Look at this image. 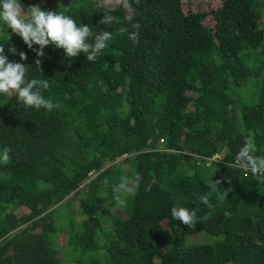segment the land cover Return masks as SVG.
Returning <instances> with one entry per match:
<instances>
[{
    "label": "trees",
    "instance_id": "1",
    "mask_svg": "<svg viewBox=\"0 0 264 264\" xmlns=\"http://www.w3.org/2000/svg\"><path fill=\"white\" fill-rule=\"evenodd\" d=\"M215 1L21 0L25 11L89 24L93 36L110 31L94 62L53 45L37 57L0 20L5 55L30 65L29 79H47L41 94L59 105L24 108L0 94V153L10 149L0 164V264H264V177L235 166L248 136L264 157V0ZM106 7L119 23H99ZM183 150L221 161L206 168ZM134 172L135 194L115 203L112 187ZM211 180L222 195L209 207L199 196ZM174 206L195 210V226L173 219Z\"/></svg>",
    "mask_w": 264,
    "mask_h": 264
},
{
    "label": "clouds",
    "instance_id": "2",
    "mask_svg": "<svg viewBox=\"0 0 264 264\" xmlns=\"http://www.w3.org/2000/svg\"><path fill=\"white\" fill-rule=\"evenodd\" d=\"M115 2L123 3L124 7L130 6L127 0H115ZM112 3L113 0H105L106 6H110ZM26 9L25 11V8H22L21 0H0V20L23 40L28 49L35 51L37 57H43L45 46L53 45L55 48L64 50L65 58H76L83 53L88 61L94 62L96 57L109 47L108 41L112 39L110 31L100 30L93 36L89 24L80 23L78 25L68 15L57 11L41 10L39 6H30ZM104 13L105 15L99 21L100 24L119 23V18L110 14V7H106ZM132 27L138 30L140 25L136 23ZM129 39L138 43V31L130 33ZM34 44L39 46L38 50L33 48ZM8 51L16 54L14 46L9 47ZM19 56L21 61L27 59V55L23 51L19 52ZM34 63L37 66L36 69L40 70L41 60L36 59ZM30 69H32L30 65L10 61L8 56L5 55L3 44H0V94L10 96L14 93L18 97V102L24 108L31 107L36 110L43 108L49 112L58 108V104L53 103L51 99L45 98L41 94L42 91L49 88L48 80L44 78L29 79ZM161 138H158V147L163 150H170L163 148L162 143L164 141ZM256 150L254 138L251 136L245 137L244 143L237 153L235 166L241 167L243 175H245V171H250L253 178L259 180V178L264 177V157L255 156ZM9 151L10 149L4 148L3 152L0 153V164H8ZM183 152L189 154L196 165H204L206 168L213 165V161L220 162V156H222L220 153L203 156L188 150H183ZM197 156H201V161H197ZM208 174L212 176L215 173L212 171ZM141 178V175L137 172L133 173L131 179L121 177V182L112 187L113 200L118 204H124L125 201L121 198V193L134 195V187L138 186ZM133 180L135 181L134 185ZM105 183L107 184V181ZM206 184L210 191L200 195L199 199L204 205L211 207L210 197L214 193L218 196L222 195L220 191L221 181L211 180L206 181ZM230 190L227 189V191ZM171 216L188 227H194L197 222L196 211L183 206L172 207Z\"/></svg>",
    "mask_w": 264,
    "mask_h": 264
},
{
    "label": "rangeland",
    "instance_id": "3",
    "mask_svg": "<svg viewBox=\"0 0 264 264\" xmlns=\"http://www.w3.org/2000/svg\"><path fill=\"white\" fill-rule=\"evenodd\" d=\"M218 2H219L218 0L215 1V5H217ZM209 3H210V2H209ZM209 3H199L200 8H201V9H204V8L207 7V6H210ZM248 85H249V82L246 83V85L242 86L241 88H239V89L237 90L236 96H238V98H240V99H245V96L247 95V92H248ZM220 157H221V156H220ZM213 170H214V169H213ZM209 172L211 173L212 170H209ZM109 203H110V199H106V200L103 202V204H104L105 206H109ZM115 203H116V202H115ZM72 207H73V216H74V218H75L77 221H81V219H83V217H84L83 212L80 210V208L78 209L77 207H75V206L73 205V203H72ZM111 210H112V209H111ZM15 212H16L17 214H19V213H20V209H16ZM57 218L59 219L60 216H57ZM60 240H61V237L57 238V239L55 240V241H56V244H58V243L60 242Z\"/></svg>",
    "mask_w": 264,
    "mask_h": 264
}]
</instances>
